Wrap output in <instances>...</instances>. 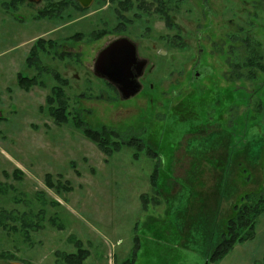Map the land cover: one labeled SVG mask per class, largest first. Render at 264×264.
Listing matches in <instances>:
<instances>
[{"label":"rangeland","instance_id":"1","mask_svg":"<svg viewBox=\"0 0 264 264\" xmlns=\"http://www.w3.org/2000/svg\"><path fill=\"white\" fill-rule=\"evenodd\" d=\"M10 1L0 0V264H69L64 255L80 245L83 264H211L235 205L264 184V72L238 79L250 70L234 68L245 38L264 66V0H165L170 28L161 0L72 3L49 16L62 0L13 10ZM122 37L148 61L143 90L129 100L94 73L99 53ZM39 39L57 44L39 53L51 73L27 65ZM54 72L69 81L74 115L159 153L158 205L157 160H136L128 147L106 156L71 122L55 123L46 104ZM18 75L43 86L26 91ZM241 152L254 166L250 183ZM217 264H264V215L255 238Z\"/></svg>","mask_w":264,"mask_h":264},{"label":"trees","instance_id":"2","mask_svg":"<svg viewBox=\"0 0 264 264\" xmlns=\"http://www.w3.org/2000/svg\"><path fill=\"white\" fill-rule=\"evenodd\" d=\"M24 0H11L7 7L9 10L12 8L18 7ZM159 1V0H158ZM161 5L157 7V12L161 14L169 28L172 23L166 9V1L161 0ZM129 4H122V12H118L119 18L121 19V25H124L125 20L124 15L121 14L124 11L128 10ZM161 6V7H160ZM53 14H42V16H49ZM127 21V20H126ZM245 49H240V52L236 51L238 62L235 64L234 68L237 72H240L242 69H249V75H239L238 79H253L255 74L251 73L254 69H260L261 72H264L263 66V57L258 51L257 44H254L251 39L245 38L243 41ZM55 47L57 44L53 41H45L44 39H39L33 49L30 52V55L27 59L28 67H38L39 71L51 73L48 68H45L42 65V62L39 59V53H56ZM54 51V52H53ZM244 58L243 62L240 61V58ZM57 85L54 86L51 90V94L46 99V104L48 107L49 115L55 121L58 126L69 124L71 122L75 128L82 132V134L93 143H95L98 148L106 155L113 156L114 153L119 152L123 147L132 148L136 151L134 158L139 159L138 155L141 153H146L149 158L157 160L155 165L154 173L151 175V189L153 191L154 202L156 205L160 203L159 200V190H158V172L160 168V155L157 151L152 150L147 144L143 142L142 139L134 136L128 139L124 138L123 134L119 131L108 127L101 126L100 128H92L86 124L83 118L80 115H74L70 111L69 102L70 99L66 94V89L69 86V81L63 78L59 73L53 74ZM18 84L19 86L28 91L32 86L40 85L43 86V83H38L36 78H25L21 75H18ZM243 154L241 160L237 163L238 169L240 170L241 177L245 180L246 183L251 182L252 173V161L248 157L247 152H241ZM258 171L263 174L264 169H259L256 166ZM255 181V180H253ZM48 187L53 188L54 185L52 182H47ZM260 187V185L258 186ZM143 207L147 209V197L143 196L142 198ZM235 213L227 222L226 232L223 234L221 242L215 248L214 252L210 257L211 264H217L226 258L234 249L237 244H242L247 241H251L256 236V229L259 219L264 215V184L259 190H254L249 193H246L240 199V202L235 205ZM80 245V243H78ZM136 251V249H135ZM65 260L69 264H83L85 259L88 256V252L83 249L80 245L76 254L64 255ZM135 258V254L134 257ZM133 262V260L131 261ZM127 262L125 264H129Z\"/></svg>","mask_w":264,"mask_h":264},{"label":"water","instance_id":"3","mask_svg":"<svg viewBox=\"0 0 264 264\" xmlns=\"http://www.w3.org/2000/svg\"><path fill=\"white\" fill-rule=\"evenodd\" d=\"M84 9H88L94 0H77ZM148 65L140 60L134 42L126 37L116 39L105 47L98 55L94 73L98 78L115 86L123 100L137 96L143 90L140 79Z\"/></svg>","mask_w":264,"mask_h":264},{"label":"flooded vegetation","instance_id":"4","mask_svg":"<svg viewBox=\"0 0 264 264\" xmlns=\"http://www.w3.org/2000/svg\"><path fill=\"white\" fill-rule=\"evenodd\" d=\"M27 1V0H26ZM29 1V0H28ZM33 3H35V4H37V5H40L41 4V2H43V1H45V3L48 5L50 2H49V0H31ZM94 1H96V0H94ZM73 3V4H72ZM94 3V2H93ZM129 2H127V1H125L124 2V4H128ZM71 4H72V6L73 7H75V5H78V7L79 8H81V9H84L83 7H82V5H81V3L79 2V1H77V0H62V1H58L56 4H52L51 6H50V9L48 8L46 11H48L49 13H52V14H56V13H59V12H61L62 10H64V9H66V7H68V6H71ZM61 5V7L59 8V6ZM92 6V5H91ZM90 6V7H91ZM45 7H46V5H45ZM45 7L44 8H42V11H45V10H43V9H45ZM76 9V8H75ZM85 10V9H84ZM48 13V14H49ZM139 57V56H138ZM140 59V58H139ZM141 60V59H140ZM145 60V59H144ZM147 61V60H146ZM148 62V61H147ZM148 66V65H147ZM147 68V67H146ZM145 73H146V69H145V72H144V74H143V77L140 79V81H142L143 79H144V77H145ZM108 83V82H107ZM115 87V86H114ZM115 89H116V91L118 92V94H119V97L121 98V100H123L122 99V96H121V94H120V92H119V90L115 87Z\"/></svg>","mask_w":264,"mask_h":264}]
</instances>
